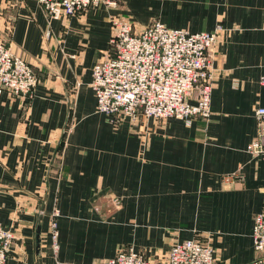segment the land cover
<instances>
[{"label":"crops","instance_id":"crops-1","mask_svg":"<svg viewBox=\"0 0 264 264\" xmlns=\"http://www.w3.org/2000/svg\"><path fill=\"white\" fill-rule=\"evenodd\" d=\"M117 1L53 20L36 0H0V40L38 77L27 112L0 94V223L14 234L5 264H96L126 247L153 257L187 239L209 244L214 264H247L264 208V155L246 150L264 107V0ZM114 18L221 26L208 118L113 124L96 111L92 68ZM232 174L241 179L224 180Z\"/></svg>","mask_w":264,"mask_h":264},{"label":"built area","instance_id":"built-area-1","mask_svg":"<svg viewBox=\"0 0 264 264\" xmlns=\"http://www.w3.org/2000/svg\"><path fill=\"white\" fill-rule=\"evenodd\" d=\"M36 1L53 20L91 6H116L115 0ZM221 31L218 25L212 32H188L167 28L159 22L138 29L129 21L112 19L107 55L92 68L96 111L111 121L175 118L190 125L195 118H208L213 58ZM37 81L31 65L0 40V94L6 91L19 97L26 109L25 103L31 99ZM261 83L264 84V79ZM193 92L196 96L191 103ZM254 119L256 134L246 150L250 155L261 156L264 155V107L254 110ZM234 178L241 179L234 174L224 176L225 181ZM50 235L56 251L54 221ZM13 240V232L0 223V264L6 263ZM252 244L257 256L247 264H264V208L254 217ZM96 264H214V253L209 244L188 239L174 244L165 257L147 258L134 247H126Z\"/></svg>","mask_w":264,"mask_h":264},{"label":"rangeland","instance_id":"rangeland-1","mask_svg":"<svg viewBox=\"0 0 264 264\" xmlns=\"http://www.w3.org/2000/svg\"><path fill=\"white\" fill-rule=\"evenodd\" d=\"M116 1V8L118 7V1L117 0H115ZM115 7H113V8H115ZM117 121H111V123H116ZM119 204V201L118 200H116V199H113L112 200V202H111V205H112V207H116L117 205ZM188 240V239H187ZM199 242H201L200 240H198ZM201 243H203V244H207L206 242H201ZM172 247V246H171ZM170 247V248H171ZM168 253V252H167ZM167 253H165V254H167ZM152 255H150V256H147L148 258H156L157 256H163V257H165L166 255H158V254H156V255H153V257H151Z\"/></svg>","mask_w":264,"mask_h":264}]
</instances>
